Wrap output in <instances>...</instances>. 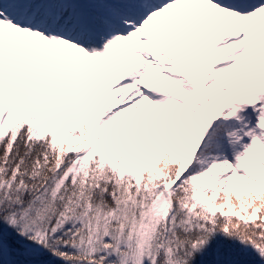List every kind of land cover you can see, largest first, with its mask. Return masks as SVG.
<instances>
[{
  "label": "snow or ice",
  "instance_id": "6c2138e0",
  "mask_svg": "<svg viewBox=\"0 0 264 264\" xmlns=\"http://www.w3.org/2000/svg\"><path fill=\"white\" fill-rule=\"evenodd\" d=\"M0 264H264V0H0Z\"/></svg>",
  "mask_w": 264,
  "mask_h": 264
}]
</instances>
